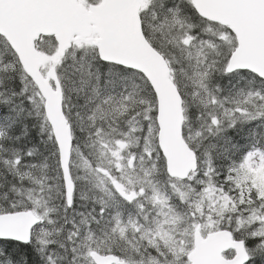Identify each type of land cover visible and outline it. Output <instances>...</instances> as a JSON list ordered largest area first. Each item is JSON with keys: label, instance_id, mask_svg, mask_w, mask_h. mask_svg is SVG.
Returning a JSON list of instances; mask_svg holds the SVG:
<instances>
[{"label": "snow or ice", "instance_id": "1", "mask_svg": "<svg viewBox=\"0 0 264 264\" xmlns=\"http://www.w3.org/2000/svg\"><path fill=\"white\" fill-rule=\"evenodd\" d=\"M0 264H264V0H0Z\"/></svg>", "mask_w": 264, "mask_h": 264}]
</instances>
